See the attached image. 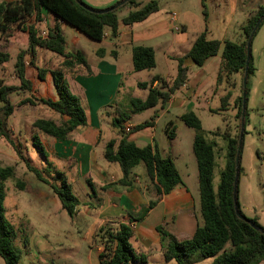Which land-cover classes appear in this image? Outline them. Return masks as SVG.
Segmentation results:
<instances>
[{
  "label": "trees",
  "instance_id": "16d2710c",
  "mask_svg": "<svg viewBox=\"0 0 264 264\" xmlns=\"http://www.w3.org/2000/svg\"><path fill=\"white\" fill-rule=\"evenodd\" d=\"M114 6L100 13L81 0H16L7 2L0 0V40L14 43L18 37L27 41V48L19 52L15 64L19 87L5 86L0 80V140L6 143L15 153L18 160L25 164L28 172L35 178L49 185L62 208L70 218H74L78 207L81 205L78 197L73 193L72 184L67 175L60 171L53 173V166L49 161V155L45 140L48 138L68 140L75 131L88 125V118L81 99L73 94L66 81V75L77 71L81 67L91 75L90 67L85 57L80 53L67 52L66 39L60 28L50 29L46 37H41L37 25L43 22L45 12L52 15L87 38L101 42L105 38L106 30L109 29L111 37L117 39L121 26L131 27L148 20L152 15L160 11L159 3L152 1L147 5H141L137 0H129L121 7L111 10ZM207 0H201L205 20L208 19ZM129 6L132 10L123 19H119L117 13L123 7ZM264 18V6L260 7L255 15L250 17L243 28L245 41L234 43L208 38V29H205L194 41L191 49L183 57L177 59V74L174 79L167 80L155 76L149 83H139L138 88L147 90V97L142 100L131 96L126 97L130 105V113L119 106L116 110L117 118L112 120V126L125 133L124 123L130 121L132 114H140L157 106L164 107L172 97L187 83L188 67L185 60L190 59L194 65L201 68L205 63L219 55L222 50V66L218 75V83L223 78L229 79L232 75L247 77L254 75L252 55L249 66L247 64V45L252 36L256 24ZM264 21L260 25H263ZM260 27L251 38V44ZM45 49L63 58V62L57 70L51 72L53 83L57 90L58 100L37 99L31 95L33 83L28 79L27 67L35 65L37 50ZM101 56L103 52L99 53ZM115 55V54H114ZM28 57L30 62H28ZM10 60V55L0 52V65ZM132 61L134 72L151 71L157 67L156 54L153 48L146 46H134L132 50ZM38 78L46 79V70L38 69ZM158 83V87H154ZM124 85L121 83V86ZM25 91L29 96L21 100L17 106L47 107L56 116L52 118L36 119L32 125L30 143L35 148L45 163L39 169L31 164L26 157V145L20 135L9 128V119L13 116L16 105L11 101V95ZM245 98L238 97L236 108L237 117L242 129L244 118L247 115V106L243 114L244 100L247 102V89H244ZM228 96L223 99V111L226 108ZM157 115V114H156ZM154 116L153 120L157 116ZM186 127L195 132L193 141V153L197 162L198 182L200 190V209L203 222L198 226L191 239L179 241L175 236L168 233L164 228L157 230L166 242L165 257L167 261L175 260L177 264H199L205 260H212L211 264H261L264 261V233L256 230L252 225L258 227L257 219H240L235 209L236 158L238 156L239 142L241 153L244 134L241 137L240 130L236 135L223 133L222 137L227 142L225 156V167L220 172V182L215 189L214 174L217 167V145L205 137L203 125L194 112H188L180 117ZM151 126L145 123L136 126L133 130L138 131ZM175 127L170 122L166 127L169 138L174 139ZM219 134V133H215ZM28 142V141H26ZM25 142V143H26ZM104 157L109 163L120 166L123 178L121 185L131 187L130 176L132 170L139 165L146 168V176L153 186L158 199L143 205L139 212H129L130 221L120 223L117 228L105 225L98 230L95 238L104 244V252L99 256L101 264H146L147 258L138 256L132 246V225L142 221L149 212L158 204L160 199L169 195L177 186L182 184V178L172 157H162L156 146L138 147L130 141L127 136L117 142L111 140L105 147ZM16 166H2L0 164V258L4 264H20L23 255L29 248V234L17 228L7 216L5 202L7 199V182L15 180L16 189L24 191L26 182L16 178ZM239 171L241 167L239 164ZM91 189L95 192L91 182ZM239 188V181H238ZM236 190V202L239 206V189ZM106 189V188H105ZM241 213V211H240ZM242 214V213H241ZM243 215V214H242ZM261 228V227H260ZM262 229V228H261ZM264 230V229H262Z\"/></svg>",
  "mask_w": 264,
  "mask_h": 264
},
{
  "label": "crops",
  "instance_id": "0c3cea01",
  "mask_svg": "<svg viewBox=\"0 0 264 264\" xmlns=\"http://www.w3.org/2000/svg\"><path fill=\"white\" fill-rule=\"evenodd\" d=\"M4 1L15 2L16 0ZM81 1L94 9L105 10L122 0ZM244 11L246 19L243 25L239 27V30H235L233 35L229 34L233 36L231 37L233 39H227L228 37L225 35L224 40H221L222 43L231 41L240 44L245 41L243 28L248 19L256 14L257 9H250V11L245 9ZM158 13L152 15L143 23L135 24L131 27L121 26L117 39H113L110 30L107 29L105 38L101 42H97L94 46L96 48L92 50V54L95 56L94 62L89 61L82 52L77 51L85 57L90 67L91 75L81 67L77 71L75 70V72L67 74L65 78L70 91L82 101L87 114L88 125L77 129L71 139L48 138L45 140V144L49 161L54 171L65 173L68 179L69 177L74 178L79 188L75 187L73 189V184L69 179L72 189L75 190L76 194L82 193L84 195L82 199L78 198L81 205L78 207L77 213L73 218L74 232L66 230L59 232L53 244L46 242V236L41 237L35 229L33 230L32 217L27 213L23 214L24 219L29 225V230L25 228L26 233L32 235L29 238V248L24 254L26 258L23 256L20 264H26L25 260L29 264H47L45 260L47 258L48 260L50 259V254L54 255L52 264H101L99 256L104 252L105 247L100 239L95 238L98 230L109 224L117 228L120 223H128L130 221L129 212L137 213L143 205H148L150 202L158 199L153 186L147 179L144 165H139L132 170L130 176L131 187L120 184L123 178L120 166L116 163H109L104 157L107 143L111 140L119 142L123 136H127L138 147L156 146L162 157H172L181 176V170L178 165V160L181 158L180 154L172 151L168 154L166 152L168 146L164 145L161 147L156 142L154 130L157 122L163 117L166 118L172 112H175L173 113L174 116L179 119L188 112H194L200 120L201 113H206L207 109L215 116H223L227 113V108L223 111L222 102L228 94H231V98H234L232 94L234 89L228 86V82L236 84L237 75H232L229 81L225 77L220 84L217 82L222 66L221 50L218 56L209 59L201 68L196 67L190 59L185 60V66L189 69L187 83L172 97L167 105L161 106L162 110H164L162 114L156 113L157 117L155 120H153V117L151 121L146 122L151 123V126L138 131L133 130L136 126L145 124L134 122L137 114H132L130 121L124 123V134L112 126V120L118 116L116 113L117 108L121 105L123 106V101H121L120 97L122 89H124L128 77L137 73L133 70V47L146 46L153 48L157 61V48L164 49L169 43L166 53H164L165 55L172 49H175V45L184 44L180 33L185 32V27L183 25H174L173 22L175 20L173 18L171 20L172 23L160 20ZM51 16L47 12L43 14V22L37 25L38 31L40 33H48L50 29L60 28L66 39V35L62 29L64 23L56 20L53 16L51 18ZM42 25H46L47 29H42ZM169 37H171L170 41H168ZM24 45L25 47L27 46V41L26 43L24 42ZM192 45L182 56L172 57L176 62V73L162 77L155 72L158 67L157 64V67L151 71H142L143 73L147 72V78L138 81L136 87L138 88L139 83H149L155 76L167 80L174 79L177 74V59L187 54ZM101 52L104 55L101 56L99 54ZM42 53L43 56L46 55L48 58H42ZM166 57L169 58L167 55ZM46 59H49L50 62ZM123 61L127 63L125 66L123 65ZM62 62L63 58L54 53L45 49L37 50L35 65L38 69L46 70V79L43 82L38 78L37 84L31 81L33 83L32 96L37 99L58 100L51 72L57 70ZM209 64L213 67V74H208L206 67ZM38 69L35 68L37 72ZM28 70L29 67H27V72ZM213 82H215L214 89L211 91L206 90ZM121 83L124 85L121 86ZM154 87H158V83H155ZM221 90L224 92L222 95H219ZM142 92H145L144 98H142L144 100L147 97L148 91L142 90ZM207 92L212 93L209 96ZM203 94L205 95L204 103ZM217 96L220 98V107L212 108V102ZM179 110L183 111L176 115V112ZM16 111L17 107L12 117H14ZM127 112L130 113V110H127ZM11 119H9V128L17 135L23 134L24 132H21L22 128L15 127L17 125H14ZM167 121L169 122H166V126L171 122L169 119ZM32 123L30 124V128ZM104 127L110 129V135H104ZM194 136L191 143V162L189 163L195 175L193 180L194 189L182 180V184L177 186L169 195H165L160 199L147 217L132 225V246L138 256L143 255L147 258L146 264H177L175 260L167 261L165 257L166 242L157 230L159 227L164 228L168 233L183 242L191 239L198 226L203 222L200 209L197 162L193 153ZM166 140L171 143L175 141L169 137ZM2 156L12 160V163H16L13 150L0 140V157ZM1 161L0 158V164ZM16 164H7L6 166H17ZM184 167L187 168V163L184 164ZM89 182L92 183L95 192L91 189ZM21 192L31 194L30 203L38 204L46 200V203H44L46 205L48 201L53 202V204L55 202L56 195L52 188L38 180L32 184V187L26 183V189ZM13 209H19V207L15 205ZM22 228L23 226L20 227V229ZM83 240L85 243H83ZM35 249L37 253L34 255L33 250ZM199 264H204V262ZM261 264H264V261Z\"/></svg>",
  "mask_w": 264,
  "mask_h": 264
},
{
  "label": "rangeland",
  "instance_id": "374dc122",
  "mask_svg": "<svg viewBox=\"0 0 264 264\" xmlns=\"http://www.w3.org/2000/svg\"><path fill=\"white\" fill-rule=\"evenodd\" d=\"M152 1L159 3L160 12L158 13V17L160 20L172 23L171 20L173 18L175 20L173 22L174 25H183L185 27V32L180 33L182 35L181 40L184 41V44L175 45V49H172L165 55L164 53H166L169 43L164 49L157 48L158 67L155 72L162 77H167L170 74L173 75L176 73V62L172 57L182 56L205 29H208V38L211 40H224L225 35L228 37L227 39H233L231 38L233 36L230 35H233L235 30H239V27L243 25L246 19L244 10L250 11V9H257L258 11L260 7L264 6V0H236V3L235 0H207L208 19L206 21L201 0H137L141 5H147ZM131 10L129 6L123 7L117 13L119 19L121 20L126 17ZM174 16H176V18H174ZM51 18L53 17L51 16ZM41 27L42 29H47L46 25H42ZM62 29L67 39V52L73 53L80 51L89 61L94 62L95 56L92 54V50L96 48L94 46L97 42L87 38L65 23ZM170 40L171 37L168 38V41ZM25 45L24 39L20 37H18L14 43L0 40V52L10 55V60L0 65V80L5 86H20V82L16 76L15 64L19 52L25 50ZM166 55L169 56V58H167ZM251 55L255 73L247 80L246 86L244 85V79L241 75L236 76V84L228 82V86L234 89V92H232L234 98H231V94L228 97L229 99L226 104L227 113L223 116H215L207 109L206 113H201V120L203 122L205 137L209 141L215 142L217 145V167L214 174V187L217 189L220 182V172L224 169L226 164L225 156L227 152V142L223 139L222 134L227 132L231 135H236L239 132L241 122L237 117L238 110L235 101L238 97H244V89H247V115L244 118V123L240 130V133L245 134L240 162L241 172L239 175L238 188L239 206L245 218L257 219L259 226L264 229V23L253 39L251 44ZM41 57L44 58L46 55L43 56L42 53ZM27 60L30 62L29 57ZM46 60L50 62L49 59ZM126 64L127 63L123 61V65L125 66ZM206 69L208 74H213V67L211 64L207 65ZM27 76L34 84L38 83V72L31 65L29 66ZM145 78H147V72L134 73L132 76L128 77L120 96L121 101H123L124 110L129 111L131 108L126 101L127 95L134 98H144L145 92L138 89L136 84L138 81H142ZM227 80L229 81V79ZM224 82L226 83V81ZM214 84L215 82L210 84L206 90L211 91L214 89ZM23 92L25 91H18V93L11 95V101L16 106L21 100L27 97V95L29 96L28 93ZM223 92L224 91L221 90L219 95H222ZM211 93L212 92H207L209 96ZM202 97L204 103L205 95L203 94ZM219 100L220 98L217 96L212 102V108L220 107ZM1 106L2 104L0 103V107ZM163 111L161 106L149 109L143 113L137 114L134 122L137 124L149 122L156 113L162 114ZM182 111L183 110H179L176 112V115ZM173 113L175 112H172L166 118H161L160 121L157 122L154 136L156 142L159 143L161 147L164 145L168 146V148H166L168 154L170 151L180 154L181 158L178 160V165L181 170V178L185 184L194 189L193 180L195 175L189 163L191 162V143L195 132L186 127ZM11 118L12 123L17 125L15 127H21V132H24L19 135L26 145V157L33 166L41 169L42 164L45 165V163L30 143V136L32 134L30 124L39 118L56 119V116L47 107L39 105L37 107L17 106V111L14 117ZM167 119H169L175 127L174 143L166 140V138L169 137L166 132V122H169ZM108 134H111L110 129L104 127V135L108 136ZM0 158L2 160L1 164L4 166L7 164L15 165L17 163V179L24 180L31 187L34 182H37L35 176L28 172L25 164L20 162L16 155V163H12V160L9 158L6 159L4 156ZM186 163L187 168L184 167ZM53 173H55L54 170ZM69 179L73 184V189H75V187L79 188L74 178L69 177ZM6 186L7 199L5 207L7 215L17 228L23 226L21 231L26 232L25 228L29 230V225L23 216L24 213H27L32 217L33 230L35 229L41 237L46 236V242L48 243L53 244L57 239V234L61 231L66 230L68 232H74V219L70 218L67 212L63 210L58 198L55 197L54 204L48 201V203L44 205L46 200L34 204L33 202L30 203L31 194L16 189L15 180L8 181ZM73 191L78 198L82 199L84 194L80 193L78 195L75 190ZM15 205H17L19 209H13ZM31 235L32 234H29V238H31ZM83 243H85L84 240ZM33 252L35 255L37 250L35 249ZM53 257L54 255L50 254V259L48 260L47 258L45 262L47 264H52ZM24 258H26V256H24ZM203 262L204 264H211L212 260H205ZM25 263L29 264L27 260H25ZM0 264H4L1 258Z\"/></svg>",
  "mask_w": 264,
  "mask_h": 264
},
{
  "label": "water",
  "instance_id": "95a60500",
  "mask_svg": "<svg viewBox=\"0 0 264 264\" xmlns=\"http://www.w3.org/2000/svg\"><path fill=\"white\" fill-rule=\"evenodd\" d=\"M129 0H125L123 2H121L120 4H118L117 6L113 7L111 10H115L119 7H121L122 5H124L126 2H128ZM105 10L100 11V13H105ZM264 21V18H262L255 26L252 36L253 37L254 33L258 30V28L260 27V25L262 24V22ZM251 38L249 39L248 45H247V64H246V69H248L249 66V61H250V56H251ZM247 84V77H244V85L246 86ZM244 98H245V93H244ZM246 109V102L244 100V104H243V114L245 112ZM243 133H241V137H242ZM241 142L242 139L239 142V147H238V156L236 158V178H235V182H234V189H235V195H234V199H235V209H236V214L237 216L244 220L245 217L240 213L237 202H236V190L238 188V181H239V175H240V171H239V164H240V157H239V153L241 150ZM256 230L258 231H262L264 233V230H262L260 227L256 226V225H252Z\"/></svg>",
  "mask_w": 264,
  "mask_h": 264
},
{
  "label": "built area",
  "instance_id": "2783aa9c",
  "mask_svg": "<svg viewBox=\"0 0 264 264\" xmlns=\"http://www.w3.org/2000/svg\"><path fill=\"white\" fill-rule=\"evenodd\" d=\"M174 18H176V16H174ZM40 35H41V37H46V33L45 32H42Z\"/></svg>",
  "mask_w": 264,
  "mask_h": 264
}]
</instances>
